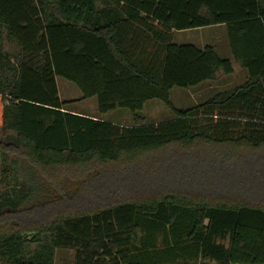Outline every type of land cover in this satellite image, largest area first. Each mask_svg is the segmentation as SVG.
Returning a JSON list of instances; mask_svg holds the SVG:
<instances>
[{
    "label": "trees",
    "instance_id": "obj_1",
    "mask_svg": "<svg viewBox=\"0 0 264 264\" xmlns=\"http://www.w3.org/2000/svg\"><path fill=\"white\" fill-rule=\"evenodd\" d=\"M99 3L0 0V264H264V0ZM215 26L247 81L176 110L234 72L174 43ZM59 78L133 125L67 112ZM150 101L175 118L146 123Z\"/></svg>",
    "mask_w": 264,
    "mask_h": 264
},
{
    "label": "rangeland",
    "instance_id": "obj_2",
    "mask_svg": "<svg viewBox=\"0 0 264 264\" xmlns=\"http://www.w3.org/2000/svg\"><path fill=\"white\" fill-rule=\"evenodd\" d=\"M101 5L102 0H99ZM174 43L176 45H193L198 49H205L206 47H212L215 49L217 54L222 59H228L233 63L234 72L230 76H219V78L213 82H206L197 87L189 89L174 88L171 91V103L176 110H187L199 106L205 103L208 99L214 95L230 91L236 87L241 86L247 81V72L233 60L231 55L227 30L225 27H209L203 29H194L191 31H185L177 33L174 37ZM57 84L59 88V97L62 101L69 100H81L82 94L80 90L72 83L59 78L57 79ZM78 100V102H80ZM92 102V101H91ZM72 106L71 108H82L81 103ZM90 104V103H89ZM90 113L93 111L89 110ZM94 115L102 119L103 121L120 123L121 125L131 126L133 125L132 114L125 109H118L115 112L108 113L105 115L94 111ZM146 120V123H160L175 118V114L171 109L166 107L160 101H150L148 102L144 110L140 113ZM3 139L1 128H0V141ZM13 160L12 157L9 161ZM1 151H0V190L6 189L4 185L1 184ZM201 180V179H198ZM195 180V181H198ZM204 181V180H203ZM210 183H218V179L214 178L210 180ZM186 182H194L187 181ZM74 250H58L55 256V264H74Z\"/></svg>",
    "mask_w": 264,
    "mask_h": 264
},
{
    "label": "crops",
    "instance_id": "obj_3",
    "mask_svg": "<svg viewBox=\"0 0 264 264\" xmlns=\"http://www.w3.org/2000/svg\"><path fill=\"white\" fill-rule=\"evenodd\" d=\"M215 27L219 28V27H224V26H215ZM189 31H191V30H189ZM183 32H185V31H183ZM178 33H180V32H178ZM78 100H80V99H78ZM78 100L65 101L66 103H68L66 105V107H65L66 111L70 112V113H73V114L81 115V116H87V117H92L94 119H99V117L94 115V113H95L94 111L97 110V112H98V102H97L96 98H92V99H88V100H84V101H80V102H78ZM75 103H81L80 105H82V108H77V109L71 108L74 105L79 106L78 104H75ZM89 110L93 111V113H90ZM111 123H113V122H111ZM114 124H117V125H120V126H125V125H121L120 123H114Z\"/></svg>",
    "mask_w": 264,
    "mask_h": 264
}]
</instances>
